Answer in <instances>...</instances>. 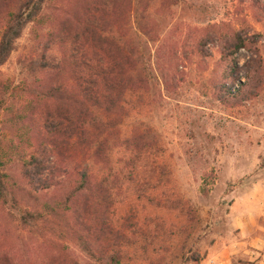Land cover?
Instances as JSON below:
<instances>
[{"label":"rangeland","instance_id":"obj_1","mask_svg":"<svg viewBox=\"0 0 264 264\" xmlns=\"http://www.w3.org/2000/svg\"><path fill=\"white\" fill-rule=\"evenodd\" d=\"M70 1L45 0L40 20L24 25L0 64L6 263L264 264V0H175L165 15L157 11L154 40L129 28L147 81L126 96L108 162L92 169L107 175L108 213L124 232L118 263L91 260L65 231L58 203L77 159L71 149L54 155L39 132L46 75L31 63ZM212 23L217 33L238 32L260 55L259 85L239 102H222L213 89L225 68L220 40L204 43L205 54L195 48ZM54 55L52 46L45 51ZM248 55L239 48L232 58L241 64ZM33 161L44 166L38 174ZM24 209L44 217L22 219Z\"/></svg>","mask_w":264,"mask_h":264},{"label":"trees","instance_id":"obj_2","mask_svg":"<svg viewBox=\"0 0 264 264\" xmlns=\"http://www.w3.org/2000/svg\"><path fill=\"white\" fill-rule=\"evenodd\" d=\"M44 1L0 0V64L24 25L40 20ZM174 1L71 0L50 25L43 51L31 63L46 75L38 90L39 132L54 155L71 149L77 159L69 188L58 203L61 217L67 220L65 231L88 258L98 263L119 262L124 232L114 226L108 213L111 198L107 175L92 169L108 162L109 149L119 138L126 96L135 95L147 81L142 49L129 28L134 27L146 41L154 40L157 11L165 15L164 9ZM208 27L195 48L205 54L202 45L215 37L223 46L225 68L214 82L216 98L239 102L250 97L259 85L260 55L248 48L238 32L220 34L214 23ZM51 46L55 55L48 58L45 51ZM239 48L249 51L241 64L232 58ZM33 162L37 165L34 173H40L42 162ZM5 199L6 185L0 170V202ZM43 217L40 211L24 209L21 214L22 219L32 221ZM64 260L77 264L73 258ZM0 264H7L3 254Z\"/></svg>","mask_w":264,"mask_h":264}]
</instances>
